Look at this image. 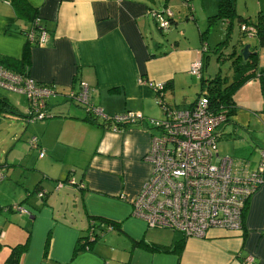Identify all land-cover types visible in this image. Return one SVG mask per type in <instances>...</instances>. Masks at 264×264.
Wrapping results in <instances>:
<instances>
[{
    "label": "crops",
    "instance_id": "1",
    "mask_svg": "<svg viewBox=\"0 0 264 264\" xmlns=\"http://www.w3.org/2000/svg\"><path fill=\"white\" fill-rule=\"evenodd\" d=\"M28 1L46 27L45 39L30 46L29 75L53 84L55 93L48 99V118L26 122L0 115L20 120L9 132L6 155L0 154V264H264V181L248 198L242 230L213 228L204 238L184 237L180 253L149 244H172L181 234L149 227L131 213L132 199L151 172L144 155L156 129L148 117L163 116L156 91L138 79L168 81L164 102L183 107L172 104L167 91L175 90L194 60L203 64V49L156 35L152 11L159 9L149 5L155 0ZM167 1L160 10H171L170 27L176 26ZM10 2L0 0V54L19 58L26 35L18 28L29 23L16 19ZM200 37L205 39L201 32ZM82 84L89 102L105 114L133 110L144 118L121 130L111 129L102 116L85 119L84 104L65 102ZM7 97L27 110V99ZM244 165L252 169L248 160ZM15 203L29 212L4 208ZM93 221L107 227H96L98 235L86 236L81 247ZM162 228L174 232L157 231ZM22 242L25 248L10 259Z\"/></svg>",
    "mask_w": 264,
    "mask_h": 264
},
{
    "label": "built area",
    "instance_id": "2",
    "mask_svg": "<svg viewBox=\"0 0 264 264\" xmlns=\"http://www.w3.org/2000/svg\"><path fill=\"white\" fill-rule=\"evenodd\" d=\"M161 30L171 24V10L152 11ZM247 30L245 25H241ZM249 30L251 28H248ZM46 37L43 29L39 41ZM201 59L194 60L189 71L200 74ZM157 93L162 102L163 116L148 117L151 127L156 129L150 136V144L144 158L151 165V172L132 199V215L143 219L149 227L168 226L183 237L204 238L213 228L242 230L247 201L251 193L264 181V148L254 168L247 169L243 163H236L231 155H221L216 150L219 131L225 123V111H214L205 98H197L189 106L168 105L158 92H163L164 82L145 80ZM0 89L23 93L29 100L27 111L37 119L46 114V105L55 93L53 84L36 81L30 75H22L5 67L0 62ZM87 85L77 91H69L68 98L81 102L94 114L110 123L111 129L121 130L127 125L141 121L144 115L139 111L126 110L112 115L89 102ZM32 144L37 146V142ZM44 150L40 148V155ZM4 177L0 169V180ZM40 191L39 195H43ZM29 212L20 203L4 207ZM89 227L88 239L97 234L96 227Z\"/></svg>",
    "mask_w": 264,
    "mask_h": 264
},
{
    "label": "rangeland",
    "instance_id": "3",
    "mask_svg": "<svg viewBox=\"0 0 264 264\" xmlns=\"http://www.w3.org/2000/svg\"><path fill=\"white\" fill-rule=\"evenodd\" d=\"M234 1L237 12L241 15L256 19L260 14L264 19V0ZM167 2L178 22L176 26H171L167 32L160 31L159 25L153 24L156 35L161 39L178 37L184 46L194 43L204 49L200 72L202 76H213L219 72L226 77L227 81H231L236 67L243 62L242 57L238 61V54L246 44L250 45V51L256 53L253 55L256 66L251 69L256 74L259 68L264 67V46L257 43V38L252 31H242L236 18L233 19L229 30L227 29V20H215L208 26L205 39L201 40L200 32L207 27L208 16L217 11L219 0H190V6L186 5L183 0H168ZM164 3L165 0H155V2H149V5L160 10ZM222 40L224 41L221 43L220 49L215 51L214 46ZM199 76L191 74V72L188 75L184 74L182 79L176 82L175 90L173 92L167 91L171 98L172 95L174 97L170 102L175 104V101L184 106L192 101L199 91L201 92L200 98H204V93L207 90H201ZM0 92L6 96L10 94L19 96L29 102L23 93L7 89H0ZM234 100L236 106L235 111L229 116L230 120L217 127V130L222 134L217 140L216 150L221 155H232L237 164L241 161L245 164L248 160L249 166L254 168L259 159L258 153L261 148H264V99L255 76L247 78L237 87L234 92ZM70 101L69 99L65 100L67 103ZM79 104L83 105V103ZM4 119L5 121H12V123H5ZM18 121L20 120L1 118L0 116V154L3 157L12 144L7 143L9 132L17 130ZM157 231L174 232L170 228H162ZM176 233L180 234L179 232Z\"/></svg>",
    "mask_w": 264,
    "mask_h": 264
},
{
    "label": "trees",
    "instance_id": "4",
    "mask_svg": "<svg viewBox=\"0 0 264 264\" xmlns=\"http://www.w3.org/2000/svg\"><path fill=\"white\" fill-rule=\"evenodd\" d=\"M187 4H189V0H184ZM11 5L13 6V9L15 11V17L16 19H22L24 21H27L29 23L28 26H20L18 28V31L26 35V40L23 46L22 55L19 58L11 57L8 55L0 54V62L7 68L21 73L22 75H29V66H30V46L32 44L39 43L38 36L40 34L41 30H45L46 27L43 26V24L40 22V19L38 17L37 13V6L32 5L28 0H11ZM190 6V4H189ZM236 18L237 21L241 25H245L248 31H252L254 35L257 38V43L260 46H264V19L262 18V15L258 14V17L256 19H251L246 16L241 15L237 12L235 1L234 0H219L217 11L211 15L208 16V25L207 27L202 31L201 30V36L202 39L205 38V32L208 30V26L213 23L215 20L222 19L227 20V29L229 30L232 24L233 19ZM248 28H251L250 30ZM46 31V30H45ZM242 31H246L243 30ZM219 41L215 46L214 50L217 51L221 47V43L223 42ZM243 49V48H242ZM241 49V51H242ZM238 54V61L239 58H243V62L240 64V66H237L234 75L231 81H227L225 76H222L219 72H217L213 76L204 77L201 74H199L200 78V85L201 90L206 89L207 91L204 93L205 99L209 103L210 107L214 111H225L227 114V120L228 122L230 120L229 116L235 111V100H234V92L236 91L237 87L243 83L247 78L251 76H255L256 79L259 82L260 90L262 97L264 99V67H261L258 69V73L255 74V72L251 69L256 66V62L253 59V55L256 53H253L252 51L249 52V55L247 58H244L242 55V52ZM204 57V49L202 53V60ZM169 86L168 81L164 83V87L162 89L165 90L166 87ZM159 96H162L163 99V93L158 92ZM201 92H198V95L194 98H199ZM69 100H73L72 98H67ZM164 100V99H163ZM193 100V101H194ZM159 101V100H158ZM191 102V104L193 103ZM76 103H81L78 101H75ZM162 104V102H159ZM167 104V103H166ZM86 110H87V116H85V119L96 121L98 118V115L94 114L91 109H87V106L84 104ZM46 111L47 114L42 118H48L52 115V112L49 110L48 102L46 105ZM0 115H12V116H18L20 119L22 118L26 122H30L32 120H37L35 115L33 113H30L29 111H20L9 99L6 95L2 94L0 92ZM104 123L105 122L104 120ZM219 138V137H218ZM95 219V218H94ZM108 222V221H103ZM101 222L97 223L96 221L92 222V225L98 226ZM91 226V225H90ZM105 228V227H103ZM90 229V228H89ZM96 237L98 234H94ZM87 234L84 236H81L80 241L84 239ZM184 241V237L180 236L178 239H176L172 244H159V243H152L149 244L150 248L154 250L159 251H175L177 253H180L182 244ZM85 241L83 240L81 242V247L84 246ZM26 246V242L18 243L13 246L12 251L10 253L9 258L16 260L17 255L22 251ZM78 247V248H81ZM77 248V249H78Z\"/></svg>",
    "mask_w": 264,
    "mask_h": 264
},
{
    "label": "water",
    "instance_id": "5",
    "mask_svg": "<svg viewBox=\"0 0 264 264\" xmlns=\"http://www.w3.org/2000/svg\"><path fill=\"white\" fill-rule=\"evenodd\" d=\"M249 44H246L244 47H243V49H242V55H243V57L244 58H247L248 57V55H249V52H250V50H249ZM95 238V237H94ZM93 238V239H94Z\"/></svg>",
    "mask_w": 264,
    "mask_h": 264
}]
</instances>
